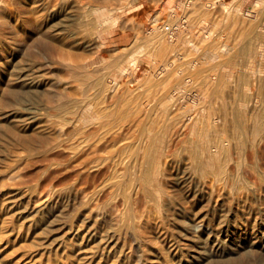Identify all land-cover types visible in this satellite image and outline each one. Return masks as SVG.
<instances>
[{"label": "rangeland", "instance_id": "rangeland-1", "mask_svg": "<svg viewBox=\"0 0 264 264\" xmlns=\"http://www.w3.org/2000/svg\"><path fill=\"white\" fill-rule=\"evenodd\" d=\"M40 1L50 15L65 9L58 27L63 57L42 55L24 64L29 72L20 84L31 94L3 110L28 108L25 116L37 118L28 120L31 125H49L54 136L65 139L74 131L59 114L74 113L80 105L102 106L92 101L101 83L122 92L121 99L116 97L120 115L126 109L162 118L156 154L167 199L156 209L176 239L188 235L197 240L196 248L181 246L188 260L226 264L246 254L264 257V0ZM6 7L15 9V1L0 0V10ZM7 67L0 72V96L10 83ZM116 105L111 100V107ZM170 108L173 112L164 113ZM66 151L49 155V160L64 162L54 170L58 185L95 175L94 168L69 162ZM211 154L222 159L224 174L208 168ZM42 160L35 158L27 170L35 180L48 167ZM50 199L44 193L37 203ZM103 206L82 211L75 243L81 244L85 233L90 246L109 238L113 216ZM67 208L48 211L40 226Z\"/></svg>", "mask_w": 264, "mask_h": 264}, {"label": "bare ground", "instance_id": "bare-ground-1", "mask_svg": "<svg viewBox=\"0 0 264 264\" xmlns=\"http://www.w3.org/2000/svg\"><path fill=\"white\" fill-rule=\"evenodd\" d=\"M14 1L15 9L0 10V72L11 67L7 71L10 83L0 96V264H193L180 249L181 246L196 248L197 240L188 235L176 239L156 209L167 199L160 188L161 159L156 154L160 136L157 125L162 118H154V112L143 114L126 109L120 115L118 95L122 92L109 91L110 87L102 83L97 86L98 96L92 99L102 106L91 105L88 109L80 105L74 113L57 108L56 111L64 112H58L62 121L69 123L74 131L69 138L58 139L49 125H31L29 121L34 117L25 116L28 108L25 112L21 108L3 110L8 102H18L31 94L20 84L29 72L24 64L42 55L63 57L64 38L58 27L64 7L50 15L40 0ZM53 17L56 18L50 21ZM113 99L117 105L111 107ZM34 111L39 116L38 110ZM171 112V108L164 110L166 114ZM54 118L53 121L57 120ZM126 118L129 124L124 123ZM59 149L69 152V162L82 169L94 168L95 175L90 173L83 178L77 174L81 178L72 185H58L54 170L64 162L58 158L49 160V155ZM35 158L48 162V167L43 169L45 174L40 178L37 175V180L27 171ZM221 163L218 155L211 154L208 168L222 175L225 169ZM44 193L51 199L39 205V197ZM67 203L75 204L74 209L70 211ZM102 205L113 216L112 234L104 243L90 246L91 238L85 233L81 244L75 243L81 234L77 227L82 211L91 207L99 209ZM59 206L67 208L63 209L67 212L62 211L51 224L40 226L47 212ZM226 264H264V257L246 254Z\"/></svg>", "mask_w": 264, "mask_h": 264}]
</instances>
